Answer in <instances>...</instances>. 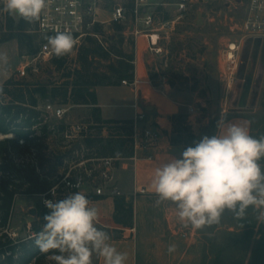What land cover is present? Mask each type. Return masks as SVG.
Wrapping results in <instances>:
<instances>
[{"label":"rangeland","instance_id":"obj_1","mask_svg":"<svg viewBox=\"0 0 264 264\" xmlns=\"http://www.w3.org/2000/svg\"><path fill=\"white\" fill-rule=\"evenodd\" d=\"M177 0H172L175 2ZM247 0H215L211 7H201L204 23L198 25V13L185 17L175 24L172 20L177 15L174 6L166 7L170 13V20L163 25H157L158 33L161 35V45L163 53L154 54V61L151 67V77L158 87H166V91L185 101H198L194 104L199 109L206 126H197V136L209 135L206 127L215 119L231 118L242 111L239 108V101L243 91L244 82L240 79L242 75L253 76V85L250 92L247 111L252 115L257 129L256 138L264 136V60L262 55L256 58L253 54V45L245 44L240 55V66L238 70L237 83L228 94L224 91L221 82V72L224 65V50L228 42L236 38V33L231 32V24L240 23L245 16ZM117 3L127 4V0H104L101 3L98 20L104 22V36L99 37L106 45L112 43L108 37L117 33L111 26L112 11ZM3 5H0V9ZM222 9V12H220ZM216 11L217 14L211 13ZM5 11L0 10L4 15ZM232 18V22L230 21ZM18 19V18H16ZM125 41L117 44L127 53L134 52V37L130 34L135 31L134 20L131 18L125 24ZM133 27V28H132ZM118 41V40H116ZM117 43V42H116ZM89 45L86 38L76 44L74 50L68 54L67 64L64 71L56 70L51 60H42L37 63L38 71L32 70L31 58L21 51L18 40H12L0 44V52H6L9 58L6 67H0V87L9 79L22 83L33 84L40 81L44 83H62L63 76L78 66L77 59L82 46ZM107 46V45H106ZM108 61L97 62L93 65V70L106 69ZM25 68L26 75L21 76L20 71ZM8 96L0 94V104L8 102ZM47 102H53L47 100ZM46 102V103H47ZM43 103L40 110L43 109ZM67 112L62 120H48V133L45 134L41 127H34V134L26 144L19 141L23 147L19 150L10 148L7 151V158L13 164L22 168L24 174H31V170L36 168L41 181H46L49 185L59 186V192L55 195L62 199L72 191L63 186L62 180L69 170L72 171V178L76 175L85 176L86 168L98 166L97 162H89L86 165H79L80 160L85 158V139H68L66 137L70 125L85 123L94 124L91 116V108H79L71 105H64ZM65 123V131L51 132V130ZM44 125V124H42ZM191 132L192 127L187 125ZM210 136V135H209ZM13 138V135H0V139ZM183 137H186L184 134ZM36 138V139H35ZM35 139V140H34ZM80 141L83 145L73 150V146ZM120 172V191L127 194V174ZM16 178L13 174L0 172V180ZM118 178V177H117ZM107 194L110 193L109 185L105 184L100 177L96 180ZM22 186L14 199L13 207L10 211V218L4 225L0 220V238L2 241L11 239L17 246L14 260L19 261L24 253L33 249L36 256L29 264H55L47 259L45 254H41L34 244L37 232L35 228H43V219L40 215L44 207L42 194L26 195L23 191L28 187V181L18 180ZM83 191L86 195L94 193L95 189L89 178L86 179ZM134 202L136 229L134 232L137 250V264H201L203 257V246L192 245L183 239L177 232L179 226L173 216V208L166 202L157 206L152 194L139 192L132 196ZM36 208L37 215L29 213L30 209ZM99 221L107 223L110 216L108 207L103 205L99 208ZM1 215V214H0ZM175 223L177 226L174 229ZM99 224V223H98ZM172 227V229L170 228ZM169 245H175V251L169 252ZM25 248V250H24ZM122 249H120L121 251ZM9 255V253H7ZM5 257L1 258V262ZM209 261V260H208ZM93 264H104L103 259L93 256Z\"/></svg>","mask_w":264,"mask_h":264},{"label":"trees","instance_id":"obj_2","mask_svg":"<svg viewBox=\"0 0 264 264\" xmlns=\"http://www.w3.org/2000/svg\"><path fill=\"white\" fill-rule=\"evenodd\" d=\"M156 17L161 22H167L171 18L170 13L162 6L157 7ZM37 24L38 21L28 23L19 17L16 19L7 12L4 15L0 14V44L18 40L22 52L29 56H37L41 46L47 43L46 37L55 35L46 33L38 41V35L29 32V28H35ZM111 26L117 33L109 36L108 40L115 41V43L109 45L106 41V46L99 39L100 35L104 36L105 25L101 22L95 23L92 33L86 37L89 45L82 46L79 51L78 66L63 76L65 81L62 83L50 84L40 81L27 84L15 81L12 78L0 87L2 89L1 95L9 98L8 102L0 104V135H13V138L0 139V172L13 174L16 177L15 179L0 180V220L4 225L10 218L15 196L23 186L18 183V180L28 181V187L23 191V194L26 195L42 194L46 197H52L50 192L58 185H49L46 181H41L36 168L31 170V174H24L22 168H19L7 158V151L10 148L19 150L23 147L19 141H23L26 144L24 147L29 148L28 144L34 138L31 137L35 132L34 127L42 126L41 130L45 134L48 133V120L45 119L43 109L40 110L42 103L44 105L47 100H52V103L57 105L91 106V116L95 123L92 124L94 133L87 137L84 142L85 148L89 150L85 154L86 159L93 157L114 158L116 164L119 159L133 155V121L103 119L95 90L97 86H119L122 85L124 80L133 83L135 79V54L134 52L126 53L120 47L125 41L126 25L111 22ZM73 36L76 40L77 35ZM117 44L121 45L117 46ZM50 60L56 70L64 71L68 55L58 58L53 54ZM104 60L108 61L106 69L102 71L93 70L94 64ZM186 119L187 116L184 114L175 117L177 135L172 139L174 144H185V148L193 146V141L200 139L187 127L185 124ZM217 120L211 121L205 129L207 133H210V136L216 132ZM66 128L65 123H61V125L54 127L51 132L65 131ZM104 130L108 133L107 137L102 136ZM184 134H186V137H183ZM56 192L58 194L59 187ZM54 200H57V198L54 197ZM250 211H252L251 208H249L247 214ZM47 212L48 209L44 206L41 209V217L43 218ZM223 217L228 220L229 224H236V218L231 212L226 211ZM134 218L133 200H128L124 194L116 195L114 196L113 219L122 228H110L100 224H97V226L107 231L111 236V240L119 241L125 238L124 228H134ZM238 225L245 228L243 233L224 231L219 235L206 237L201 264H264V235L253 249L250 248L255 236L254 228L257 222L250 217H245L239 219ZM216 226H211L210 230H215ZM41 230V228L34 229L37 234ZM6 238L7 240L4 242L0 238V264H29L36 256L33 249H26L24 256L19 261L14 260L16 249L22 246L14 244L11 239H8V236ZM210 255L214 256L211 260H209ZM2 257H5L4 262H1Z\"/></svg>","mask_w":264,"mask_h":264},{"label":"clouds","instance_id":"obj_3","mask_svg":"<svg viewBox=\"0 0 264 264\" xmlns=\"http://www.w3.org/2000/svg\"><path fill=\"white\" fill-rule=\"evenodd\" d=\"M47 4L48 0H0V10L33 23L40 20ZM46 39L58 58L70 54L76 45L68 31L57 30ZM8 62L7 53L0 52V67ZM158 159L152 182L155 204L167 202L182 227L203 230L219 225L226 211L244 219L249 208L264 224V136H253L248 121L220 117L216 132L194 140L180 158L158 155ZM43 204L48 212L34 244L47 259L55 264H93L96 256L104 264H126L127 254L118 251L109 233L97 226L99 211L83 191L58 200L44 199ZM168 251L174 252L175 245H169Z\"/></svg>","mask_w":264,"mask_h":264},{"label":"built area","instance_id":"obj_4","mask_svg":"<svg viewBox=\"0 0 264 264\" xmlns=\"http://www.w3.org/2000/svg\"><path fill=\"white\" fill-rule=\"evenodd\" d=\"M103 1L104 0H48L47 7L38 21L39 30L45 34H55L57 30L68 31L72 35H77L76 44H80L81 39L86 38L92 33V28L95 23L100 22L98 20V15ZM214 2L215 0H177L173 4L176 8L177 15L172 22L175 24L185 17L193 16V14L196 15L199 8L212 7ZM169 5L170 4L164 2L156 4L153 0H127V4L117 3L114 6L111 22L126 24L129 19L132 18L134 20V25L138 27L134 32L135 36H139L144 30L148 31L150 51L156 55H161L163 53L161 35L158 33L159 31L156 27L157 25H163L165 22H161L157 19L156 9L159 6L166 7ZM220 12H222V9ZM211 13L214 15L217 14L216 11L212 10ZM230 21H233L232 18H230ZM230 30L236 33L237 36L230 40L225 47L224 65L221 72L222 86L224 91L228 94L237 83L240 55L245 44H247L249 40L254 41L258 38L264 41V0H247L244 18L240 23L231 24ZM52 56L53 54L48 44H43L40 53L33 60L36 64L32 65V70L37 72V63L51 58ZM20 74L21 76L26 75L25 68L20 71ZM122 84L130 85L132 83L124 80ZM190 110L191 112L194 111V109ZM43 111L46 120H62L67 112L65 106L57 105L52 102L45 103ZM146 119L147 114L141 113L138 115L137 119L133 121L135 148L140 147L142 149H149L156 147L163 138V133L159 129H155L149 125L139 128L138 122H144ZM92 126L91 123L70 125L66 137L71 140L73 139V141L78 138L86 139L94 133ZM88 151L89 150L85 148V152ZM148 159L152 160L153 157L149 156ZM115 161L116 159L114 158H84L80 160L79 165L97 162L95 164L98 166L86 168L85 176L76 175L75 178H72V171L70 170L62 180L63 186L72 192L81 191L85 185L86 179L89 178L95 189V195L105 196L107 195L105 189L96 182L97 177H100L105 184L109 185L110 196L114 197L116 195H121L122 192L119 188L113 185ZM58 187L57 185L50 192L52 197H46L45 195L44 199H54ZM140 192L146 193V190L142 189ZM177 228V232L183 239H190L191 229L182 226Z\"/></svg>","mask_w":264,"mask_h":264},{"label":"crops","instance_id":"obj_5","mask_svg":"<svg viewBox=\"0 0 264 264\" xmlns=\"http://www.w3.org/2000/svg\"><path fill=\"white\" fill-rule=\"evenodd\" d=\"M153 2L156 4L163 2L168 3L170 5L166 7H170L173 6L176 1L153 0ZM166 7L163 8L166 10ZM137 29L138 27L135 26V31ZM29 32L36 33L38 35V41H40L45 34L40 32L38 24L35 28H29ZM134 32H130V34L134 37L135 42V79L133 83L130 85L122 84L119 86H97L95 88L98 97V106L101 109L103 119L135 121L139 114L145 113L147 114V119L144 122H138L139 128L149 125L155 129H159L163 133V138L156 147L149 149L134 147V153L132 156L121 158L116 162L113 185L119 188L117 180L120 178V172H125L124 174H127V194L124 192H122V194L126 195L128 200H133L132 196H135L142 189H145L147 194H152L156 197L152 189V182L155 176L156 167L160 163L158 155H170L180 158L181 152L185 149V144H174L172 142L173 137L177 135V122L175 121L176 116L180 114L186 115L187 119L185 124L190 125L193 133L196 135L198 134L196 130L197 126H206V120L203 118L202 113H199V109L194 107V104L198 101H185L182 98H178L167 92L166 87H158L154 84V80L151 77V67L154 61V53H152L149 49L148 31L144 30L139 36H135ZM27 57L31 58L32 62H34L33 60L36 58V56L29 55H27ZM34 64L36 63L34 62ZM74 107L91 108V106L87 105H78ZM247 108H240L242 111L237 112V114L229 118L228 121H248L251 134L256 137L258 131L255 128L254 119L250 113L244 111ZM190 109H194V111L191 112ZM102 136L107 137L108 133L104 130ZM149 156H152L153 159L149 160ZM86 196L92 204L98 208V211L99 208L103 207V205L108 207L110 216L107 219V223L98 221L100 225L110 228H122L120 225H117L113 219V196L107 194L100 197L95 195V193H89ZM256 216L257 213L253 210L246 216L257 222V225L254 228L255 236L251 242V249L259 243L264 235V224L258 222ZM235 221L236 224L231 225L228 223V220L222 216L221 222L216 226L215 230H210L211 227H205L203 230H192L191 237L190 239H187V241L192 245L203 246L206 243V237L209 235H219L224 231H231L239 234L243 233L245 228L238 225L239 219H236ZM134 223V228H124L125 238L123 240H110V243L116 247L118 251L122 249L120 252L127 254L128 259L126 264H137L138 260L134 235L136 229L135 218ZM176 223L174 225V229L177 226ZM170 228L172 229L171 226ZM213 258L214 256H209V260Z\"/></svg>","mask_w":264,"mask_h":264},{"label":"water","instance_id":"obj_6","mask_svg":"<svg viewBox=\"0 0 264 264\" xmlns=\"http://www.w3.org/2000/svg\"><path fill=\"white\" fill-rule=\"evenodd\" d=\"M196 23L198 25H201L204 23V18L202 13L199 11L198 13V19L196 21ZM249 44L253 45V54L256 58H258L260 55H262V59L264 60V41L260 38L252 41L249 40L248 42ZM240 79L244 82L243 84V91L240 97V101H239V108H247L248 107V101L250 98V92H251V88L253 85V76L252 75H242L240 77ZM82 145V143L80 141H78L74 146H73V150L77 149L78 147H80ZM31 215L36 216L37 215V209L33 208L30 210L29 212Z\"/></svg>","mask_w":264,"mask_h":264}]
</instances>
